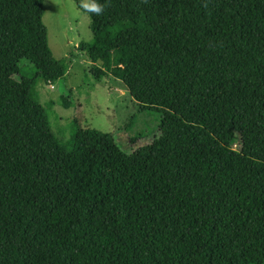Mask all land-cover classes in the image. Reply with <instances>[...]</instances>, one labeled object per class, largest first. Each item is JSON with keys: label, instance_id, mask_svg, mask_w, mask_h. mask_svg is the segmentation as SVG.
<instances>
[{"label": "trees", "instance_id": "trees-1", "mask_svg": "<svg viewBox=\"0 0 264 264\" xmlns=\"http://www.w3.org/2000/svg\"><path fill=\"white\" fill-rule=\"evenodd\" d=\"M98 2L79 48L156 133L60 140L43 0H0V264H264V0Z\"/></svg>", "mask_w": 264, "mask_h": 264}, {"label": "rangeland", "instance_id": "rangeland-1", "mask_svg": "<svg viewBox=\"0 0 264 264\" xmlns=\"http://www.w3.org/2000/svg\"><path fill=\"white\" fill-rule=\"evenodd\" d=\"M42 21L53 56L66 57L68 62L63 79L52 83L39 80L36 84L55 135L67 140L78 125L113 132L122 149L129 146L133 136H138L139 146L149 142L160 114L138 111V104L119 79L108 74L96 80L90 71L92 62L79 48L80 42L91 39L87 13L75 0H43ZM63 99L70 102L69 107H64Z\"/></svg>", "mask_w": 264, "mask_h": 264}, {"label": "clouds", "instance_id": "clouds-1", "mask_svg": "<svg viewBox=\"0 0 264 264\" xmlns=\"http://www.w3.org/2000/svg\"><path fill=\"white\" fill-rule=\"evenodd\" d=\"M80 6L86 12L94 15H101L104 11V6L98 0H81Z\"/></svg>", "mask_w": 264, "mask_h": 264}]
</instances>
